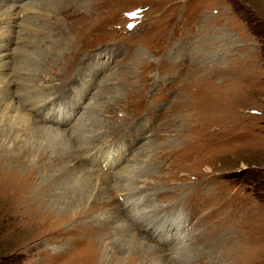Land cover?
<instances>
[{"label": "rangeland", "instance_id": "374dc122", "mask_svg": "<svg viewBox=\"0 0 264 264\" xmlns=\"http://www.w3.org/2000/svg\"><path fill=\"white\" fill-rule=\"evenodd\" d=\"M69 1L0 0V264H264V0Z\"/></svg>", "mask_w": 264, "mask_h": 264}, {"label": "bare ground", "instance_id": "6f19581e", "mask_svg": "<svg viewBox=\"0 0 264 264\" xmlns=\"http://www.w3.org/2000/svg\"><path fill=\"white\" fill-rule=\"evenodd\" d=\"M66 2L68 1V0H65ZM74 0H71V1H69V2H73ZM30 5V4H29ZM13 5H11L10 7H8V9L5 11V15H3V17L2 18H0V21H2V19H13V18H15L16 17V12H15V9L12 7ZM3 53H5V52H3ZM8 55L9 54H2V55H0V82H5V84L7 85V84H11L12 83V81H13V78H11V73H9V71H11L10 69H9V66H10V61H9V59H8ZM77 59V58H76ZM77 65V64H76ZM75 67V66H74ZM33 70V69H32ZM23 73V72H22ZM24 74V73H23ZM66 74V73H65ZM30 75V74H29ZM13 76V75H12ZM5 85V86H6ZM8 89V88H7ZM6 91V90H5ZM35 103V102H34ZM26 107H28L27 109H33V106L31 105V104H26ZM57 114H59V113H57ZM69 118V115H67V117H66V119H63V120H61L60 119V117L58 118V117H56V119H53V118H49L48 117V120H50V121H52V122H54V123H57L58 124V126L60 125V124H65V122H66V120ZM44 127H46V128H50L51 126H49V127H47V126H44ZM52 128V127H51ZM78 128V127H77ZM52 129H54L58 134H61L62 133V130H60L59 128H57V127H54V128H52ZM68 137V136H67ZM67 137H65V139L67 138ZM95 138V137H94ZM68 140V139H67ZM92 144V143H91ZM71 147V146H70ZM85 148V151L84 152H82L81 153V156H82V154H86V152L88 153V151L90 150V147H88V146H86V147H84ZM82 149V148H81ZM80 149V150H81ZM73 150V149H72ZM66 151V150H65ZM67 152V151H66ZM63 154V153H62ZM65 155L66 154H63V156L65 157ZM1 159H3L2 157L0 158V162L2 161ZM18 163H19V161L17 160L16 161V166L18 165ZM117 162L115 161V162H113V164H116ZM64 166V165H63ZM112 166V165H111ZM71 166H69V168H70ZM114 167V166H113ZM65 168V167H64ZM60 169H61V174H66V178L70 181V177L67 175L68 173H69V175H70V172L69 171H67V170H65V169H63L61 166H60ZM139 169H141V168H139ZM70 170V169H69ZM119 171V170H118ZM133 171H134V167H133V169H131L130 170V172H126V174H124V173H121V172H114L115 174H112L111 175V173H110V175L111 176H108V178L109 179H111V178H116L115 180L118 182H121L122 180L126 183H124V184H121V183H115L114 185H118V187H113V189L115 190V192H114V194L116 195V194H118V192H122V193H124V194H122L123 196H124V199H125V202H126V206L128 207V208H131L132 209V211H134L133 212V218L134 219H136V218H138V217H140V216H143V218L144 217H146V216H148V213H149V211H142V207H141V202H143L142 200L143 199H145L144 197H140V198H137V200L138 201H136V198H134L137 194H139L140 192H136V189H135V187H131V189H130V187H128V186H130L131 184H135L134 182H133V174H130V173H133ZM138 171H140V170H138ZM141 171H142V169H141ZM107 175H109V173L108 174H106L105 175V178H107L106 176ZM111 177V178H110ZM2 179L0 180V181H2V182H4L3 181V176L1 177ZM83 179V178H82ZM78 180V179H77ZM68 181V182H69ZM73 180H71L70 182H71V184H70V186L68 185L66 188H64L65 190L64 191H60L59 192V199L62 197V199L65 197L66 198V200H67V202H69V204H70V206L73 204V203H75V202H77V203H80L79 202V200H82L83 198H84V194H86L87 192H89L90 190H93V189H91V188H93L92 187V181L89 179V178H87V179H84V181L83 180H81V181H83L82 182V184L81 183H79V184H76L75 182H72ZM80 181V182H81ZM122 181V182H123ZM111 182V181H110ZM63 183V182H62ZM64 184V183H63ZM65 184H66V182H65ZM64 184V185H65ZM69 184V183H68ZM113 185V186H114ZM109 187H110V185H109ZM63 190V189H62ZM48 191L49 192H51L52 191V188H50V187H48ZM98 194L99 193H105V191H99V189H98V192H97ZM107 193H109L108 191H107ZM13 196H15V195H13ZM108 196H109V194H108ZM110 197V196H109ZM112 197V196H111ZM127 197H129L128 199H127ZM138 197V196H137ZM96 198H99V199H101L100 201H97V200H93V202H91L90 204H89V207H90V210H95V209H101V208H103L104 209V206H107V201H109V198L108 197H96ZM111 200H113V198L111 199ZM58 201V200H57ZM56 201V202H57ZM64 202V201H63ZM54 204V206H52ZM48 205H51L52 206V208H54L55 206H59V205H57V203H54V202H49V204ZM62 206V205H61ZM102 206V207H101ZM60 207V206H59ZM101 207V208H100ZM108 207V206H107ZM136 210V211H135ZM146 210V209H145ZM70 211V207L68 206L67 208H65V209H63V211H62V213H61V216H65V214H68V212ZM79 212H82V209H79L78 210ZM131 211V212H132ZM140 215V216H139ZM52 219V218H51ZM136 222V221H135ZM145 223V222H144ZM164 223V222H163ZM176 225V222H174V221H172V222H168V223H164V224H154L153 223V221H149V222H147V223H145V224H142L141 225V230L142 231H144L145 233H146V235H147V237H149V238H152V239H155V240H157L158 242H160V243H165V244H168L169 242H171L172 241V234L173 233H171L172 231H173V228L174 227H176L175 226ZM85 227V226H84ZM86 228V227H85ZM88 229V228H87ZM91 231V230H90ZM98 231V230H97ZM99 233V232H98ZM96 235V234H95ZM90 236V235H89ZM90 244H91V242H89ZM92 245V244H91ZM95 247V246H94ZM149 250V249H148ZM87 259V260H86ZM96 259H98V256L97 255H95V254H91V252L88 254V257H86L85 258V260L84 261H86V263H83V264H94V262L96 261ZM81 261H83V260H81ZM81 261H80V263L79 264H81Z\"/></svg>", "mask_w": 264, "mask_h": 264}]
</instances>
